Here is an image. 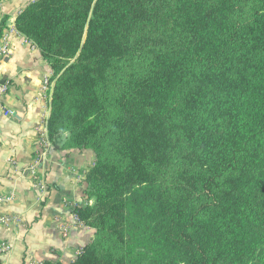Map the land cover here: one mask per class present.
I'll list each match as a JSON object with an SVG mask.
<instances>
[{
    "label": "trees",
    "instance_id": "16d2710c",
    "mask_svg": "<svg viewBox=\"0 0 264 264\" xmlns=\"http://www.w3.org/2000/svg\"><path fill=\"white\" fill-rule=\"evenodd\" d=\"M16 26L49 139L96 154L94 238L42 264H264V0H36Z\"/></svg>",
    "mask_w": 264,
    "mask_h": 264
},
{
    "label": "crops",
    "instance_id": "0c3cea01",
    "mask_svg": "<svg viewBox=\"0 0 264 264\" xmlns=\"http://www.w3.org/2000/svg\"><path fill=\"white\" fill-rule=\"evenodd\" d=\"M33 1L0 0V20L8 18L4 33H9V51L0 57V80L11 83L4 104L14 111L6 115L0 109V211L23 220L0 224V238L12 244L5 264H24L26 259L69 263L95 234L93 227L76 223L74 210L95 202L85 190L96 154L55 147L50 139L46 149L41 140L40 126L51 115L44 87L47 81L54 86L53 69L39 46L16 26L19 13ZM63 220L71 225L67 238L59 228Z\"/></svg>",
    "mask_w": 264,
    "mask_h": 264
},
{
    "label": "built area",
    "instance_id": "2783aa9c",
    "mask_svg": "<svg viewBox=\"0 0 264 264\" xmlns=\"http://www.w3.org/2000/svg\"><path fill=\"white\" fill-rule=\"evenodd\" d=\"M1 40L3 43L0 45V57L2 55L7 54L9 51V48H8L9 33L7 32L4 33L3 36L1 37ZM10 87H11V83L9 81L0 80V109L3 110L6 115H12L14 113L12 109L8 108L4 104V97L9 91ZM52 90H53V87L51 86V82L47 81L44 87V91L46 93L45 97H47L49 101H51L52 99ZM39 130L41 132L40 135H41V140L43 142V145L47 149V147L50 145L49 134H48V122H43ZM40 185L42 188L45 187V185H43L42 183H40ZM10 198L11 197H9L8 199ZM1 199H5V198H1ZM75 221L77 224H80V225L84 224V222L80 219V217L77 214H75ZM12 223L14 224L23 223V220L19 216H14V215L3 213L0 211V224L10 225ZM59 228L61 230L62 236L67 238L70 234L71 225L67 222H64L63 220V221H60ZM11 249H12L11 242L0 238V264H5L6 260L4 259V257L11 251ZM24 264H37V262L31 259H26L24 261Z\"/></svg>",
    "mask_w": 264,
    "mask_h": 264
}]
</instances>
